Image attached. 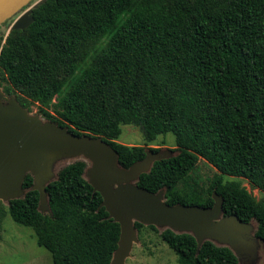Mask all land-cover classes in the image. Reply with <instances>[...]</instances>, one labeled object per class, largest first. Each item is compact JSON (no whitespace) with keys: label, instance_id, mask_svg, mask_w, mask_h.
I'll use <instances>...</instances> for the list:
<instances>
[{"label":"trees","instance_id":"1","mask_svg":"<svg viewBox=\"0 0 264 264\" xmlns=\"http://www.w3.org/2000/svg\"><path fill=\"white\" fill-rule=\"evenodd\" d=\"M33 17L0 42L8 94L77 134L103 137L124 167L147 147L117 142L122 125L139 127L146 144L172 132L176 154L155 161L138 184L165 189L171 205L212 207L217 192L224 212L255 221L264 239V197L243 185L264 193V0H46ZM200 158L220 174L198 186L189 180ZM86 167L81 159L65 165L47 185L52 215L39 210L27 174L25 195L0 201V229L7 215L32 228L52 264H110L121 227ZM144 227L136 222L139 237ZM148 228L178 264H239L227 246L207 240L198 249L191 233Z\"/></svg>","mask_w":264,"mask_h":264},{"label":"water","instance_id":"2","mask_svg":"<svg viewBox=\"0 0 264 264\" xmlns=\"http://www.w3.org/2000/svg\"><path fill=\"white\" fill-rule=\"evenodd\" d=\"M46 0H0V26L11 22L7 35L34 22L33 10ZM0 86V201L9 202L25 195L27 174L34 177L33 190L40 193L39 210L52 215L47 185L58 178L56 169L66 159L88 161L85 178L99 192L109 218L121 227L117 249L110 264H128L134 244L139 242L136 222L191 233L198 249L210 240L229 247L239 264L258 256L257 223L245 222L237 214L224 212V198L213 193L212 207L177 203L165 199V189L153 192L138 184L140 175L150 172L155 161L170 158L171 150H146V156L129 167L121 165L119 152L101 136L77 134L68 126L45 119L23 107L12 95L7 103ZM72 163V162H71ZM70 164V163H69Z\"/></svg>","mask_w":264,"mask_h":264},{"label":"rangeland","instance_id":"3","mask_svg":"<svg viewBox=\"0 0 264 264\" xmlns=\"http://www.w3.org/2000/svg\"><path fill=\"white\" fill-rule=\"evenodd\" d=\"M7 27L2 44L8 33L9 26ZM49 109L53 113L52 107ZM32 112L39 113L37 104L32 105ZM116 141L127 145H145L147 149L174 150L176 148V138L172 132L159 135L156 141L146 144L142 130L133 125H122V133ZM76 160L77 158L63 160L56 169L59 170ZM87 166H89L88 161ZM216 174H220V171L205 159L200 158L196 168L190 173L189 182L201 186L210 182ZM232 177L225 175L226 179ZM243 185L258 199L264 197V193L257 188H252L247 180H243ZM158 229L159 232L163 230ZM139 239V242L134 244L131 256L127 259L128 264H178L175 251L161 238L160 233L148 228V225H145ZM258 251L255 260L242 261L241 264H264V243L259 244ZM0 264H52V255L47 249L38 245L32 228L18 224L10 215H7L0 229Z\"/></svg>","mask_w":264,"mask_h":264},{"label":"flooded vegetation","instance_id":"4","mask_svg":"<svg viewBox=\"0 0 264 264\" xmlns=\"http://www.w3.org/2000/svg\"><path fill=\"white\" fill-rule=\"evenodd\" d=\"M14 20V19H13ZM12 20V21H13ZM11 21V22H12ZM7 22V21H6ZM6 22L2 25V26H0V42H1V44H2V36H4V33L6 32L5 31V28L7 29L8 27L7 26H10V24H11V22H9V24L8 25H6ZM1 47H2V45H0V50H1ZM1 86V85H0ZM2 87V89H3V91L5 92V95H4V98H3V101L5 102V103H7L8 101H9V99H10V97L13 95V94H8L5 90H4V88H3V86H1ZM14 96H16V95H14ZM17 97V96H16ZM17 100H18V98H17ZM19 101V100H18ZM19 103H20V101H19ZM21 104V103H20ZM22 105V104H21ZM23 106V105H22ZM24 107V106H23ZM26 108V107H25ZM28 109V108H27ZM30 112H32V109L30 110V109H28ZM33 113V112H32ZM39 114V113H38Z\"/></svg>","mask_w":264,"mask_h":264}]
</instances>
